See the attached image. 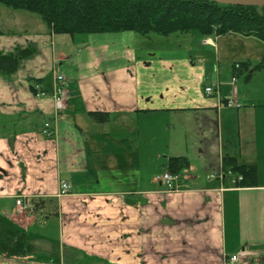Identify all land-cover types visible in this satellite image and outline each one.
I'll use <instances>...</instances> for the list:
<instances>
[{"label":"crops","instance_id":"obj_1","mask_svg":"<svg viewBox=\"0 0 264 264\" xmlns=\"http://www.w3.org/2000/svg\"><path fill=\"white\" fill-rule=\"evenodd\" d=\"M26 25L15 17L0 27V53L21 45L17 36L38 48L15 74L0 73V220L57 264L70 251L74 264H229L241 252L250 254L247 264H264V95L232 84L235 63L208 74L201 56L186 51L145 56L129 45L133 32L77 44L72 36L65 50L56 46L68 35ZM204 42L217 47L212 37ZM62 64L70 75L58 116L52 89ZM36 80L46 96L32 89ZM210 86L218 93L207 94ZM231 98L239 107L227 106ZM169 116L192 118L196 130H164L163 138L158 120ZM47 122L53 138L42 134ZM225 154L255 166L258 186L237 187L223 172ZM178 157L189 162L181 175L168 166ZM162 159L163 174L179 178L174 191L158 180L163 174L148 175ZM62 181L70 194L60 195ZM47 210L60 221L58 241L29 233ZM32 257L0 253V264H44Z\"/></svg>","mask_w":264,"mask_h":264},{"label":"trees","instance_id":"obj_2","mask_svg":"<svg viewBox=\"0 0 264 264\" xmlns=\"http://www.w3.org/2000/svg\"><path fill=\"white\" fill-rule=\"evenodd\" d=\"M0 4L38 15L55 35L134 32L170 36L197 31L205 38L236 34L264 42V7L225 5L209 0H0ZM37 53L35 44L17 47L11 53H0V73L15 74ZM246 66L247 63L233 64L234 75L239 76ZM256 70H264V57ZM37 83L36 80L32 85L35 93L38 92ZM168 166L171 173L181 175L189 162L185 157H178ZM223 172L233 173L238 178L237 187L258 186L257 168L240 164L236 157L224 155ZM34 252V245L25 234L0 220L1 254L7 258H23Z\"/></svg>","mask_w":264,"mask_h":264},{"label":"rangeland","instance_id":"obj_3","mask_svg":"<svg viewBox=\"0 0 264 264\" xmlns=\"http://www.w3.org/2000/svg\"><path fill=\"white\" fill-rule=\"evenodd\" d=\"M15 17L25 18L27 24L26 27L30 29H35L34 31L39 30L41 26H44L42 19L38 15L27 11L13 10L0 4V27L11 26L14 23ZM133 35L135 36V41L131 39L127 40L129 45H134L140 50V52L145 51V56H149L150 54H153L157 51H186V53L190 55L191 58L196 59L201 56L200 58L204 60V64H202L201 62L200 65L204 66L208 74L210 72H216L219 64H221L220 68H223L227 64L230 68L231 63H247V66L241 69L242 73L239 76H235L236 78L234 77L237 80L236 87L242 90L254 88V90H257L255 92V95H264V70H256V66L264 57V42L257 39L256 37H244L242 35L236 34H228L220 37H216L215 35H213L211 37L217 45V47H214L211 45H206V42L203 43L204 39L206 38L200 32L197 31H193L188 34L176 33L170 36H162L158 34L141 35L134 32ZM17 37L18 38L15 39L22 43L18 47H27L29 44H31L28 43L27 45H24L25 38L20 37L22 39H19V36ZM64 38L66 39H63V41L58 42L56 47H62V49L67 50L70 48V46H73L72 36L68 35ZM88 38L91 37L87 35H75L74 40L77 44L82 43L83 40H87ZM157 55L159 56V54ZM218 60L220 61V63H218ZM248 67L249 69H247ZM230 70H232V66ZM224 72H227L226 69ZM57 75H70L66 64H62L61 66L57 67L54 76L56 77ZM214 76L217 78V75ZM231 77L232 76L230 74L229 78ZM248 78H251L252 81L247 82L246 80H248ZM206 84L211 85L212 80H209ZM191 120L192 118H186L184 116L176 118H172V116L161 117L158 121L161 124L160 130H162V137L168 138V136H170V134H168L164 130H178L179 135L181 136L185 135L186 130H196L195 125L191 126V124L194 122L193 120L191 122ZM162 151V157L164 155H168L169 153L168 150H166L165 148L162 149ZM163 161L164 160L162 159V164L160 167L158 165H153L152 167H149L148 169H150V173L148 175H150L151 173H155V177H157L158 175L161 176L164 171ZM198 169L201 170V166H199ZM202 179H205L204 172L202 175ZM12 205L14 206V203ZM26 210L24 209V211ZM48 217L49 219L46 220ZM28 230L29 233H31L30 235L42 236L50 239L51 241H58L60 239L61 225L58 217L54 215L53 210H51L47 213V215H40V217L36 219L34 225ZM74 255L75 254H73V252H68V257L63 261L62 264H74ZM32 256L34 262L50 264L51 261H55L54 259H51V261L49 262L47 260L42 261L40 259L42 256L41 252H34Z\"/></svg>","mask_w":264,"mask_h":264},{"label":"built area","instance_id":"obj_4","mask_svg":"<svg viewBox=\"0 0 264 264\" xmlns=\"http://www.w3.org/2000/svg\"><path fill=\"white\" fill-rule=\"evenodd\" d=\"M232 84H236V79H233ZM39 89V88H38ZM53 94V100L55 104V112L56 115L59 116L61 112H63L67 106V100H68V91L66 89V78L63 75H57L55 77L54 86L52 89ZM205 92L209 95L218 93V90L216 88L208 87L205 89ZM39 96H46V93L44 91H40L38 93ZM227 106L229 107H239V104L235 101V98H231L227 101ZM42 134L48 138H53L56 134L54 129V124L52 122H47L44 125V128L42 130ZM178 176L172 175L168 172H166L162 177L158 178L159 181L165 182L167 184L169 191L175 190V185L178 182ZM71 186L65 181H62L60 183V195H68L71 192ZM17 205L26 210L28 208L27 205L23 203V200L19 199L17 201ZM250 254L247 252H241L238 255L232 256L229 260V264H247V260L249 258Z\"/></svg>","mask_w":264,"mask_h":264},{"label":"water","instance_id":"obj_5","mask_svg":"<svg viewBox=\"0 0 264 264\" xmlns=\"http://www.w3.org/2000/svg\"><path fill=\"white\" fill-rule=\"evenodd\" d=\"M219 4L247 7H264V0H209Z\"/></svg>","mask_w":264,"mask_h":264}]
</instances>
